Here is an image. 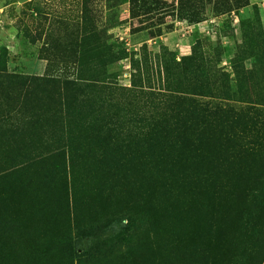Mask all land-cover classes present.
Instances as JSON below:
<instances>
[{
  "label": "rangeland",
  "instance_id": "374dc122",
  "mask_svg": "<svg viewBox=\"0 0 264 264\" xmlns=\"http://www.w3.org/2000/svg\"><path fill=\"white\" fill-rule=\"evenodd\" d=\"M0 264H264L258 7L0 0Z\"/></svg>",
  "mask_w": 264,
  "mask_h": 264
},
{
  "label": "crops",
  "instance_id": "0c3cea01",
  "mask_svg": "<svg viewBox=\"0 0 264 264\" xmlns=\"http://www.w3.org/2000/svg\"><path fill=\"white\" fill-rule=\"evenodd\" d=\"M248 2L251 6L258 7L264 32V0H248Z\"/></svg>",
  "mask_w": 264,
  "mask_h": 264
},
{
  "label": "trees",
  "instance_id": "16d2710c",
  "mask_svg": "<svg viewBox=\"0 0 264 264\" xmlns=\"http://www.w3.org/2000/svg\"><path fill=\"white\" fill-rule=\"evenodd\" d=\"M88 88H94V86H92V85H89V86H87ZM214 109H218V107H216V108H214Z\"/></svg>",
  "mask_w": 264,
  "mask_h": 264
}]
</instances>
